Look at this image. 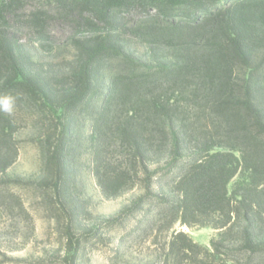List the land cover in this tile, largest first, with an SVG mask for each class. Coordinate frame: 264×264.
<instances>
[{
    "label": "trees",
    "instance_id": "1",
    "mask_svg": "<svg viewBox=\"0 0 264 264\" xmlns=\"http://www.w3.org/2000/svg\"><path fill=\"white\" fill-rule=\"evenodd\" d=\"M54 20L73 24L62 42L50 37ZM4 97L13 112L0 110V205L24 209L8 170L30 114L42 130L37 188L68 235L79 232L71 259L102 223L83 224L86 157L106 199L133 194L110 264L141 242L150 264H264V0H0ZM177 223L215 234L206 245ZM6 249L0 264L15 262Z\"/></svg>",
    "mask_w": 264,
    "mask_h": 264
},
{
    "label": "rangeland",
    "instance_id": "2",
    "mask_svg": "<svg viewBox=\"0 0 264 264\" xmlns=\"http://www.w3.org/2000/svg\"><path fill=\"white\" fill-rule=\"evenodd\" d=\"M73 32V24L63 20H54L49 26L50 37L57 42L66 40ZM21 37L24 41H29L31 34L24 31ZM58 53L37 52V55L51 59ZM71 53L72 49L67 48L60 54L69 57ZM29 115L24 114V117L18 120L16 138L19 157L8 170L12 177L21 179V185L11 186L19 195L24 209H14L13 213H8L0 205V244L7 246L8 249L5 251L7 257L15 260L14 263L8 264H110L109 255L119 243L122 232L118 225L121 220L119 212L131 201L133 194L130 192L118 198L106 199L91 173L87 158L83 157V166L77 183L78 197L85 204L87 211L83 224L90 228L95 223H102L93 246L86 247L83 257L71 259L70 253L79 232L75 230L71 232V236L68 235L66 223L59 216L58 209L37 188L36 182L42 172L39 143L42 130L41 125L36 123L35 116ZM116 216L119 218L115 227L109 229L103 227L104 221ZM132 223L133 219L127 226L130 227ZM174 229L188 232L196 241L206 245L210 244L215 234V230L211 228H190L180 223H177ZM150 245L149 242L131 244L117 263L150 264L153 255Z\"/></svg>",
    "mask_w": 264,
    "mask_h": 264
},
{
    "label": "clouds",
    "instance_id": "3",
    "mask_svg": "<svg viewBox=\"0 0 264 264\" xmlns=\"http://www.w3.org/2000/svg\"><path fill=\"white\" fill-rule=\"evenodd\" d=\"M0 110L11 115L13 112V99L11 97H4L0 100Z\"/></svg>",
    "mask_w": 264,
    "mask_h": 264
},
{
    "label": "water",
    "instance_id": "4",
    "mask_svg": "<svg viewBox=\"0 0 264 264\" xmlns=\"http://www.w3.org/2000/svg\"><path fill=\"white\" fill-rule=\"evenodd\" d=\"M186 227H188V226H186Z\"/></svg>",
    "mask_w": 264,
    "mask_h": 264
}]
</instances>
